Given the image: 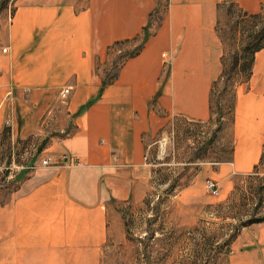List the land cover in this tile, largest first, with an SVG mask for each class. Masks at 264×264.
<instances>
[{
	"label": "crops",
	"instance_id": "1",
	"mask_svg": "<svg viewBox=\"0 0 264 264\" xmlns=\"http://www.w3.org/2000/svg\"><path fill=\"white\" fill-rule=\"evenodd\" d=\"M226 1L17 0L0 46V102L14 92L10 110H0V166L21 142L47 141L20 163L13 183L5 175L0 184V264H103L121 225L113 202L128 201L144 184L138 173L156 137L173 117L212 118ZM231 1L252 15L264 5ZM146 31L139 54L100 93L99 65L110 48H136ZM235 92L229 155L207 162L198 176L217 181L225 195L235 177L264 174V49ZM228 264H264V222L240 231Z\"/></svg>",
	"mask_w": 264,
	"mask_h": 264
},
{
	"label": "rangeland",
	"instance_id": "2",
	"mask_svg": "<svg viewBox=\"0 0 264 264\" xmlns=\"http://www.w3.org/2000/svg\"><path fill=\"white\" fill-rule=\"evenodd\" d=\"M16 2L0 0V46L7 43ZM237 21L223 12L220 31L227 42L228 66L234 51L260 28L251 22L235 27ZM134 49V44L115 48L107 62L99 65L103 79L109 80ZM231 85L226 80L218 82L211 120L193 122L176 116L156 137L157 144L147 155V169L138 173L144 184L136 186L137 194L128 201L113 202L121 225L103 251V264H228L230 246L240 231L251 226V220L264 218V174L235 177L227 195L221 190L214 195L206 187L208 179H198L207 162L229 155ZM10 93L14 94L9 90L5 97ZM4 127L7 132L11 129ZM37 141L21 142L18 150L6 156V164L0 166V184L5 175L13 183L21 164L38 156L47 140ZM15 154H27L28 159L16 158L14 163Z\"/></svg>",
	"mask_w": 264,
	"mask_h": 264
},
{
	"label": "trees",
	"instance_id": "3",
	"mask_svg": "<svg viewBox=\"0 0 264 264\" xmlns=\"http://www.w3.org/2000/svg\"><path fill=\"white\" fill-rule=\"evenodd\" d=\"M223 12H226V14L228 16H230L231 18H237L238 19V21L235 24V27H238L245 22H251V23L255 24L254 25L255 27H258L260 25V28L256 29V30L254 29L253 33H251L249 35L245 45L241 48H237L234 51L233 57H232V62L229 66H228V64H226V57L224 54V56L222 58V64H223L222 74L219 77V79L217 81H215V83L213 85V89H212V94H211L212 116L214 115L213 96L215 94L218 82L220 80H226L227 84L229 82H231L232 83L231 86L234 87L233 105L231 107V115H232L233 109L235 106V102H236L235 85L239 82H246L251 78L252 72H253L254 61H255V55L257 52L264 49V5L262 6L260 13L252 15V14H249V13L243 11L242 9H240L236 5L235 2H233L231 0H227L225 3H223L219 6V13L222 14ZM157 13H159L158 9L155 13L152 14L151 18H154ZM220 27H221V24H220V20H219V34H220L221 40L223 42V45L226 48V45H227L226 38L222 35V33L220 31ZM149 35H150V32L146 31L145 38L143 39L141 44L138 47H136L134 49V51L131 54L127 55L123 60H126L130 57H133V56H136L137 54H139V52L141 51V49L144 46L145 40L148 38ZM128 42L129 41H127V43ZM124 44H125V42H123V43L117 42L115 45H113L110 48V50H114L118 46H121ZM110 50H109V54H110ZM118 71H119V68L117 69L116 73L110 77L109 80L103 81V87H102L100 93H102L104 88L106 86H108L111 82H113L117 78ZM225 89H227V87ZM91 104H92V102H90L87 106H90ZM219 106H220V109L222 110L221 105H219ZM223 118L224 117H221L222 120H223ZM262 222H264V218L251 220L250 224L252 225V224L262 223Z\"/></svg>",
	"mask_w": 264,
	"mask_h": 264
},
{
	"label": "built area",
	"instance_id": "4",
	"mask_svg": "<svg viewBox=\"0 0 264 264\" xmlns=\"http://www.w3.org/2000/svg\"><path fill=\"white\" fill-rule=\"evenodd\" d=\"M3 52H7V48L3 50ZM71 92V89L70 88H67L65 89L63 92H62V98H66ZM12 98H13V95H11V93L6 96L3 101L0 103V109H5L6 111H9L10 110V107H11V101H12ZM5 126L8 128V127H12V120L9 116L6 117L5 119ZM15 154L14 155V163H15V159L16 158H20L21 160L25 159L27 160L28 159V155L27 154H20V155H17ZM51 164V161L48 160V159H45L42 161V165L45 166V167H49ZM69 164L70 165H75L77 164V161L76 160H73L71 159V161L69 160ZM9 178V177H8ZM219 183L215 180H211L209 179L206 183V187L207 189L213 193L214 195H219V191H220V188H219Z\"/></svg>",
	"mask_w": 264,
	"mask_h": 264
},
{
	"label": "bare ground",
	"instance_id": "5",
	"mask_svg": "<svg viewBox=\"0 0 264 264\" xmlns=\"http://www.w3.org/2000/svg\"><path fill=\"white\" fill-rule=\"evenodd\" d=\"M70 165V164H69Z\"/></svg>",
	"mask_w": 264,
	"mask_h": 264
}]
</instances>
